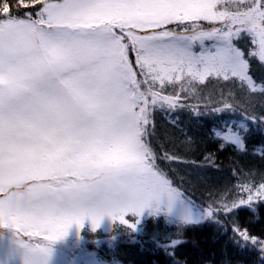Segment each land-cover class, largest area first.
<instances>
[{
    "label": "snow or ice",
    "instance_id": "snow-or-ice-1",
    "mask_svg": "<svg viewBox=\"0 0 264 264\" xmlns=\"http://www.w3.org/2000/svg\"><path fill=\"white\" fill-rule=\"evenodd\" d=\"M18 5L23 16L0 0V226L14 230L21 264H46L45 242L86 218L93 228L105 215L129 224L130 213L162 202L171 210L180 201L147 141L152 109L179 100L163 95L165 85L183 89L185 78L204 84L214 77L264 94L233 43L246 33L255 46L247 55L264 64V0ZM223 139L243 147L232 134ZM256 198H264V184Z\"/></svg>",
    "mask_w": 264,
    "mask_h": 264
},
{
    "label": "trees",
    "instance_id": "trees-1",
    "mask_svg": "<svg viewBox=\"0 0 264 264\" xmlns=\"http://www.w3.org/2000/svg\"><path fill=\"white\" fill-rule=\"evenodd\" d=\"M25 11L12 10L20 16ZM233 43L245 52L257 87H264V64L247 55L255 47L251 38L242 33ZM129 58L136 67L131 50ZM182 83L183 89L167 84L161 90L179 100L175 108L152 109L154 135L147 141L158 169L201 220L157 212L138 222L130 213L129 224L113 222L106 231L83 226L76 253L85 251L106 264H264V198H256L264 184V94L250 93L238 80L210 77L200 84L185 78ZM226 134L238 137L243 147L225 141ZM165 153L177 159L162 158ZM250 194L252 202L240 204Z\"/></svg>",
    "mask_w": 264,
    "mask_h": 264
},
{
    "label": "rangeland",
    "instance_id": "rangeland-1",
    "mask_svg": "<svg viewBox=\"0 0 264 264\" xmlns=\"http://www.w3.org/2000/svg\"><path fill=\"white\" fill-rule=\"evenodd\" d=\"M8 2L11 5V11L13 9L22 7L18 5V0H10ZM28 2L30 3L31 0H28ZM175 30L180 32L182 28H175ZM212 43V41H205V46L208 47ZM194 50L200 51V46L198 43L195 45ZM180 201H182V203ZM180 201H178L171 210L168 209L167 204L164 202L160 204L158 210H154L153 206H149L143 209L139 215H136L138 222H140L144 216L147 217L157 212H163L172 218L189 222L201 220L202 216L200 215V212L196 211L182 197H180ZM113 222L114 221L110 217L105 215L101 218L99 224L95 228H93L91 221L87 218L79 227L76 224L70 225L62 238L54 242H45L50 248V253L47 257L46 264H106L92 258V256L88 253H85V251H77L76 253L74 249L76 246H80L79 236L83 226L87 225L92 229L100 228L106 231L110 228ZM13 239L14 230L10 227L0 226V264H21L20 256L14 252L12 247ZM83 247L81 249H83Z\"/></svg>",
    "mask_w": 264,
    "mask_h": 264
}]
</instances>
